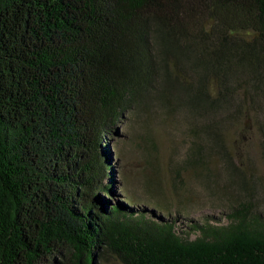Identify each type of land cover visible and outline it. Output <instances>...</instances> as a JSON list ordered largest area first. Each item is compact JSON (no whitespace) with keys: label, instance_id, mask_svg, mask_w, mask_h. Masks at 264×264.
<instances>
[{"label":"trees","instance_id":"obj_1","mask_svg":"<svg viewBox=\"0 0 264 264\" xmlns=\"http://www.w3.org/2000/svg\"><path fill=\"white\" fill-rule=\"evenodd\" d=\"M153 105L190 121L186 167L208 186L220 156L248 175L245 117L264 166V0H0V264H264V172L195 237L132 194L104 199L102 138Z\"/></svg>","mask_w":264,"mask_h":264},{"label":"rangeland","instance_id":"obj_2","mask_svg":"<svg viewBox=\"0 0 264 264\" xmlns=\"http://www.w3.org/2000/svg\"><path fill=\"white\" fill-rule=\"evenodd\" d=\"M248 118H251V127H246L249 132L242 130L245 134L243 141L236 140L239 152L235 159L246 167L248 175H244L245 179L240 173L230 175L225 168V159L220 156L218 185L210 187L186 167L193 139L189 135L190 121L182 112H168L156 105L147 114L124 112L119 121L110 124L109 133L101 141L104 161L110 164L104 177L108 189L101 192L104 199L108 203L117 199L126 203L123 195L132 194L138 199L137 208L175 221L178 230L191 231L193 237L196 232L191 226L196 222H203L209 217L214 222H227L231 207L248 199L242 182L249 180L253 173L259 177L264 172L259 122L248 116L240 125L245 126ZM226 130L234 134L231 125ZM154 135L160 147V161L158 153L151 154L147 149L149 139ZM209 145H213V141H209ZM217 150L218 146L214 145L213 152L219 158L220 154L215 153ZM224 182L230 184V193L219 190ZM256 195L259 196L256 198L259 200L258 208L264 209L263 189L260 188ZM156 202H164L166 208H158L154 205Z\"/></svg>","mask_w":264,"mask_h":264},{"label":"water","instance_id":"obj_3","mask_svg":"<svg viewBox=\"0 0 264 264\" xmlns=\"http://www.w3.org/2000/svg\"><path fill=\"white\" fill-rule=\"evenodd\" d=\"M250 121H251V118H248L247 123H246V126H247L248 128L251 127Z\"/></svg>","mask_w":264,"mask_h":264}]
</instances>
